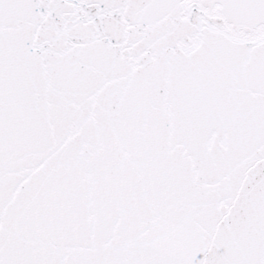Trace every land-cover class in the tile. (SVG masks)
I'll return each instance as SVG.
<instances>
[{
	"label": "snow or ice",
	"instance_id": "obj_1",
	"mask_svg": "<svg viewBox=\"0 0 264 264\" xmlns=\"http://www.w3.org/2000/svg\"><path fill=\"white\" fill-rule=\"evenodd\" d=\"M0 264H264V0H0Z\"/></svg>",
	"mask_w": 264,
	"mask_h": 264
}]
</instances>
